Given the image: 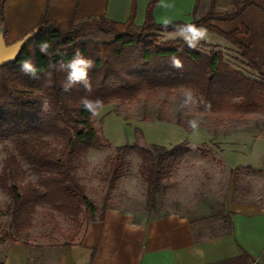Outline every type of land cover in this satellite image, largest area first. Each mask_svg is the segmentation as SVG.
I'll list each match as a JSON object with an SVG mask.
<instances>
[{
	"label": "trees",
	"instance_id": "obj_1",
	"mask_svg": "<svg viewBox=\"0 0 264 264\" xmlns=\"http://www.w3.org/2000/svg\"><path fill=\"white\" fill-rule=\"evenodd\" d=\"M4 2L0 0L2 22ZM157 2L149 0L140 25L134 24V9L123 22L103 15L72 14L65 29L43 14L13 59L0 65V141L10 139L13 145L6 148L2 159L0 187L10 197L8 227L16 233L31 226L33 214L43 208L51 220L58 213L73 223L67 240L61 243L69 245L80 234L84 220L101 218L111 207L106 205L110 191L126 173L128 157L133 153L139 158L137 173L146 187L144 213L154 216L156 194L188 151V142L183 140L170 148L157 143L140 146L136 142L114 146L105 159L101 180L107 191L102 206H98L86 193L80 169L90 149L111 147L91 116L112 102L150 99L164 92L178 95L187 106L200 108L211 118L221 117L219 111L225 108H232L227 116L240 118L264 111L263 75L232 66L221 49L213 47L203 52L183 39L157 42L155 34L202 26L225 38L243 63L255 70L251 47L241 41V36L248 33L247 27L240 25L226 31L213 23L234 20L255 0H232L231 8L223 11H218L215 0H210L203 15L188 22L167 23H158L152 16ZM91 29L113 38L82 41ZM4 31H0L2 36ZM41 46H45L44 51ZM77 50L93 62L87 70L91 91L85 89L83 81L73 84L67 80L71 69L65 65ZM85 99L90 102L87 108ZM6 240L21 241L2 228L0 243Z\"/></svg>",
	"mask_w": 264,
	"mask_h": 264
},
{
	"label": "crops",
	"instance_id": "obj_2",
	"mask_svg": "<svg viewBox=\"0 0 264 264\" xmlns=\"http://www.w3.org/2000/svg\"><path fill=\"white\" fill-rule=\"evenodd\" d=\"M148 2L5 0L0 31L5 30L2 38L7 45L30 34L43 14L65 29L72 14L76 17L103 15L123 22L132 9L134 24L140 25L145 19ZM201 3V7L208 9L210 0H158L152 16L158 23L188 22L198 12ZM215 6L218 11V8L229 10L232 0H215ZM229 22L232 24L226 31L240 25L247 27L248 33L241 36V41L250 45L255 71L264 76V0H255L234 20L213 21L222 29ZM174 126L183 130L178 137L174 135L180 141L158 140L157 144L170 148L183 140L188 145L209 143L211 135L208 132L191 133L180 125ZM192 136L201 139L192 142ZM227 139L228 143L220 146L218 152L230 169L249 166L253 170H264V136L230 133ZM241 141H245L244 145ZM243 195L250 198L241 200ZM235 197L239 200H233L232 194L226 192L215 216L208 214L204 218L197 215V219L179 210L147 216L109 207L101 218L84 220L78 237L69 245H60L54 254V264H264V196L236 191ZM191 211L196 215L200 210L193 208ZM216 217L221 218V224H208ZM35 245L23 241L0 243V264H46L52 257L50 248L42 247L45 253L39 258L32 254L37 248Z\"/></svg>",
	"mask_w": 264,
	"mask_h": 264
},
{
	"label": "rangeland",
	"instance_id": "obj_3",
	"mask_svg": "<svg viewBox=\"0 0 264 264\" xmlns=\"http://www.w3.org/2000/svg\"><path fill=\"white\" fill-rule=\"evenodd\" d=\"M195 14L196 17L203 15L207 8L201 7ZM220 11L227 8H218ZM232 22L225 26L229 30ZM198 29V28H197ZM197 29L191 31H156V40L165 41L168 39H183L191 46H197L199 50L208 52L211 48L221 49L226 60L234 67L243 70L245 73H254L253 68L245 65L235 48L223 37L214 32L206 30V35ZM88 36L82 41H109L113 37L91 29ZM189 99H192L191 92L187 89ZM232 108H225L219 111L221 117L211 118L205 116L200 108L187 106L178 95L160 92L156 96L142 98L133 102H112L103 108L93 112L91 118L102 135L111 143V147L90 149L85 156V166L80 169L86 193L89 198L98 206H102L107 185L101 180L102 172L105 170L106 157L113 152V147L123 144H134L148 146L150 143L160 141H180L174 138L183 132L174 125H184L187 132H208L209 143H197L187 145V152L175 166L170 179L163 180L160 190L156 194V211L164 213L168 211H182L188 213L191 218H198L208 214L214 216L219 212L220 202L226 192L235 197V192H245L248 195L259 194L264 196V170H253L249 166L230 167L220 158V146L228 143L227 135L252 137L264 136V111L252 112L245 117H229L227 112ZM182 127V126H181ZM138 132H141L139 134ZM225 138V139H224ZM229 138V137H228ZM195 137L190 141H198ZM244 142L245 141H241ZM175 145V144H174ZM13 145L10 139L0 141V169L2 159L5 156L6 148ZM129 168L123 177L110 191V197L106 202L107 206L116 207L121 210H130L137 214L145 211V182L137 173L139 163L138 156L133 153L128 157ZM34 180L33 176H30ZM250 198L244 196L242 199ZM10 203L9 195L0 187V230L11 232L12 238H18L35 245L33 256H43L45 250L42 247L50 248L51 259L45 258L46 264L55 263V253L62 242L67 240V231L73 225L61 214L54 213L55 219L51 220L47 211L37 208L33 214L31 226L18 234L9 225L10 216L7 206ZM199 203V204H198ZM200 210L196 213L191 209ZM198 215V216H197ZM206 216V217H205ZM203 219V218H202ZM208 224L217 226L221 224V218L216 217ZM204 220V219H203ZM206 221V220H205ZM204 221V222H205ZM207 222V221H206ZM63 229V230H62ZM71 231V230H70ZM9 241V240H6ZM5 241V242H6Z\"/></svg>",
	"mask_w": 264,
	"mask_h": 264
},
{
	"label": "clouds",
	"instance_id": "obj_4",
	"mask_svg": "<svg viewBox=\"0 0 264 264\" xmlns=\"http://www.w3.org/2000/svg\"><path fill=\"white\" fill-rule=\"evenodd\" d=\"M189 27H194V26H189ZM199 32L202 34L206 35V29H204L202 26L197 29ZM41 50H45V46H41ZM25 63H30L29 61H25ZM67 68H70L71 71L67 77V80L72 81L73 84L77 82H84V87L86 90L91 91V83L88 79L87 76V70L93 67V62L90 60L85 59L81 53L77 50L72 59L68 61L67 65H65ZM175 66V65H174ZM23 68V65H22ZM69 88L68 85L65 86V90L67 91ZM85 108L88 107L89 101L84 100L83 101Z\"/></svg>",
	"mask_w": 264,
	"mask_h": 264
},
{
	"label": "water",
	"instance_id": "obj_5",
	"mask_svg": "<svg viewBox=\"0 0 264 264\" xmlns=\"http://www.w3.org/2000/svg\"><path fill=\"white\" fill-rule=\"evenodd\" d=\"M30 36L31 34H27L22 39L6 45L3 41L2 35L0 34V65L10 62L17 50L23 46Z\"/></svg>",
	"mask_w": 264,
	"mask_h": 264
}]
</instances>
